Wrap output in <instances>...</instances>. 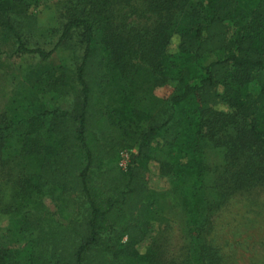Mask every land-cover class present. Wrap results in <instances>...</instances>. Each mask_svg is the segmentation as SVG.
Instances as JSON below:
<instances>
[{
	"label": "trees",
	"instance_id": "trees-1",
	"mask_svg": "<svg viewBox=\"0 0 264 264\" xmlns=\"http://www.w3.org/2000/svg\"><path fill=\"white\" fill-rule=\"evenodd\" d=\"M19 1L0 0V36L12 43L14 54L44 63L72 32L80 43L71 72L72 99L46 108L33 98L25 112L34 116L14 123L20 150L37 167L23 180L25 194L51 197L56 188L75 195L80 209L66 223L53 222L50 214L24 220L27 264H114L107 238L114 228L124 231L128 245L140 243L154 201L147 187L149 160L161 175L191 179L192 185L176 184L173 193L190 220L200 217L206 203L200 187L201 140L213 139L225 125L234 130L225 144V167L234 168L226 169L229 188L264 185V84L256 80L264 73V0H246L248 11L237 0H202L203 24L177 33L174 54L183 58L180 66L164 52L167 36L149 48L148 54L159 60L160 77L175 81L176 94L151 114L124 167L112 162L107 118L94 106L93 94L115 81L125 55L113 45L104 52L94 45L93 22L84 19L66 20L49 50L30 46L35 18L13 12ZM177 1L184 6L188 0ZM48 74L47 65H38L26 72L24 81L33 87ZM207 104L226 106L230 114L210 111ZM166 131L173 132L168 147L178 155L154 159L150 147ZM17 257L18 252L0 249V264H22Z\"/></svg>",
	"mask_w": 264,
	"mask_h": 264
},
{
	"label": "rangeland",
	"instance_id": "rangeland-1",
	"mask_svg": "<svg viewBox=\"0 0 264 264\" xmlns=\"http://www.w3.org/2000/svg\"><path fill=\"white\" fill-rule=\"evenodd\" d=\"M237 2L249 10L246 0ZM203 9L202 0H188L184 6L177 0H20L13 12L35 18L28 36L30 46L49 50L66 20L84 19L93 22L94 45L103 52L113 45L125 55L124 67L113 74L115 81L96 88L93 94L94 106L107 118L115 151L112 162L124 167L151 114L176 94L175 81L160 77L159 60L148 50L167 36L164 52L180 66L183 58L174 54L177 33L201 26L206 16ZM79 50L78 33L72 32L41 63L34 56L14 54L12 43L0 36V249L18 252L22 264H27L29 239L24 220L50 214L53 222L66 223L77 218L80 209L75 195L56 188L51 197L25 194L23 180L37 167L20 150L14 123L34 116L32 111L27 116L25 112L33 98L46 108L72 99L71 72ZM43 64L49 68L47 77L28 86L26 72ZM258 77L264 84V73ZM207 105L210 111L230 114L226 106ZM233 132L231 125H225L213 139L201 140L204 173L200 187L206 203L200 217L192 220L173 193L176 184L192 185L191 179L161 175L157 163L147 161L148 193L154 200L147 231L132 246L122 229L107 231L114 264H264V185L230 189L225 178L226 169L234 170L224 162L225 144ZM172 137L169 131L159 134L150 147L151 157L175 159L177 151L168 147ZM99 139L107 142L103 136Z\"/></svg>",
	"mask_w": 264,
	"mask_h": 264
}]
</instances>
